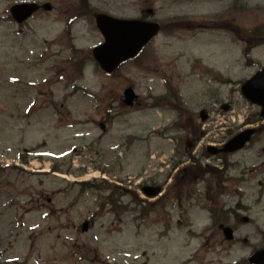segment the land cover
<instances>
[{"label":"rangeland","instance_id":"1","mask_svg":"<svg viewBox=\"0 0 264 264\" xmlns=\"http://www.w3.org/2000/svg\"><path fill=\"white\" fill-rule=\"evenodd\" d=\"M16 1L0 0V162H16L25 147L30 153L22 168L26 173L0 171V264H200L216 254L220 264L242 260L250 249L229 244L212 230L195 259L198 240L189 243L188 229L167 226L174 197L146 198L137 183L164 185L183 157V144L173 142L184 136L173 127L179 118L170 109L149 108L163 91V74L172 82L187 76L181 97L193 116L200 108L210 112L212 120L204 127L215 130L212 135L226 138L245 123L259 124V107L246 101L239 88L256 65L264 66V44L247 59L243 42L207 25L222 22L264 33V0H91L95 11L116 16L139 17L145 4L159 22L175 18L202 24L160 33L145 49L154 61L142 54L110 76L90 61L81 75L72 71L69 59L80 56L69 43L85 51L102 41L88 16L65 34L63 19L74 0H50L52 12L19 27L6 18ZM128 86L141 97L131 108L122 104ZM229 103L233 110L222 111V104ZM258 139L263 142L230 156L227 167L219 165L231 177L221 187L236 189L221 200L237 209L239 218L231 223L249 242L264 231V134ZM36 151L45 158H36ZM200 160L202 166L208 162L201 155ZM207 179L204 175L183 190L189 196L181 200L182 208L191 220L196 204L205 203ZM108 184L127 186L137 197L119 190L112 196L100 188ZM243 216L249 218L246 223ZM84 222L89 229L83 233ZM205 222L202 218L197 225Z\"/></svg>","mask_w":264,"mask_h":264},{"label":"water","instance_id":"2","mask_svg":"<svg viewBox=\"0 0 264 264\" xmlns=\"http://www.w3.org/2000/svg\"><path fill=\"white\" fill-rule=\"evenodd\" d=\"M18 10V12H17ZM34 10V6L25 5L13 9L15 19L19 22L24 20ZM97 25L104 35L105 42L94 50L96 60L101 64L105 71L114 70L117 64L134 56L141 47L147 43L156 33L158 26L140 22L137 20L122 21L110 18L105 15H98ZM242 94L251 102L262 107L261 116L264 115V69L257 72L252 78L247 80L241 87ZM126 103L130 104L132 92L130 89L125 91ZM253 130H247L233 137L227 144L228 151L241 148L249 140ZM158 190L151 193L154 195ZM86 228V225L84 226ZM227 238L231 237L229 229H224ZM257 257H260L257 259ZM250 261L254 264H264V250L251 257Z\"/></svg>","mask_w":264,"mask_h":264},{"label":"flooded vegetation","instance_id":"3","mask_svg":"<svg viewBox=\"0 0 264 264\" xmlns=\"http://www.w3.org/2000/svg\"><path fill=\"white\" fill-rule=\"evenodd\" d=\"M162 97L163 98H161L160 101H163L164 103H166L168 95L163 94ZM203 110L205 112V109H203ZM198 114L200 115V111L198 112ZM186 120H187L186 124H185V127L187 129L186 133H187V136H188V133H190L192 140L189 141L188 139H186V141H185L186 145L185 146L187 148H192L195 145H198L199 144L198 142L200 140L204 141L205 136H206V132L202 131V133H201L199 131V127L194 123L193 117L190 116V117L186 118ZM206 139H208V141H210V142H207L208 144L214 145L215 147H222L226 142L225 140H221L220 137L215 138V137L210 136V137H207ZM204 153L207 156V146L206 145L204 147ZM189 171H190V168H185V175H187L189 173ZM173 185L175 186V185H177V183L175 182V183H173ZM216 214H217V211L215 210L214 206H210L207 208L208 221L211 225H214L216 223V218H219L218 226L226 224L225 222H227V218L229 220L235 218V214L230 213V211H227L225 218H221L223 215L217 216ZM221 222H223V223H221ZM203 238H205V236Z\"/></svg>","mask_w":264,"mask_h":264}]
</instances>
